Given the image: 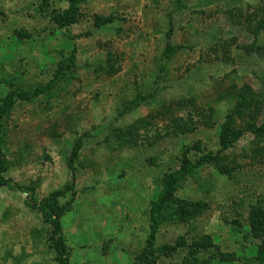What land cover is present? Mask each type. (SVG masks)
I'll list each match as a JSON object with an SVG mask.
<instances>
[{
	"label": "rangeland",
	"instance_id": "obj_1",
	"mask_svg": "<svg viewBox=\"0 0 264 264\" xmlns=\"http://www.w3.org/2000/svg\"><path fill=\"white\" fill-rule=\"evenodd\" d=\"M39 1L0 0V96L44 84L62 52L74 49L75 64L49 95L16 100L4 119L5 175L46 196L70 180L66 158L82 135L75 194L60 218L68 260L139 264L148 203L184 146L191 157L196 142L214 152L219 123L248 91L261 102L235 116L234 128L264 121V0H86L67 30L37 12ZM94 15L113 19L96 27ZM168 21L178 48L165 59ZM218 162L227 174L206 163L181 181L175 196L201 207L159 227L155 247L174 251L155 264H188L177 238L200 235L213 245L198 254L205 264L251 261L257 240L248 212L264 201V133L244 130ZM26 200L24 190L0 187V264H56L48 227Z\"/></svg>",
	"mask_w": 264,
	"mask_h": 264
},
{
	"label": "trees",
	"instance_id": "obj_2",
	"mask_svg": "<svg viewBox=\"0 0 264 264\" xmlns=\"http://www.w3.org/2000/svg\"><path fill=\"white\" fill-rule=\"evenodd\" d=\"M55 1H63L65 6L53 7L51 4ZM86 0H40L36 5L37 12L47 18L54 24L57 29H65L74 24L80 16V6ZM113 18L110 15H94L93 25L98 27L102 24L111 22ZM172 25L168 21V27L164 33L165 44L161 52L163 58H170L176 51L177 46L170 42V33ZM18 37H22L17 33ZM72 39V36L66 35ZM23 38V37H22ZM74 49L62 52L56 63L52 76L44 83H37L28 89L15 86L0 96V187H14L24 190L27 193L26 205L38 212L42 222L47 225V242L48 248L53 251V258L56 264H70L68 260V250L65 245L64 236L61 230L60 218L68 210L70 201L75 194L74 176L76 168L74 161L76 160L82 145V135L73 138L69 154L66 158V167L70 171L71 178L62 186L50 191L46 196L38 199L34 194L32 186H22L12 183L11 179L5 175L9 162L2 150V142L5 134L4 119L9 115L16 100L29 101L39 94L49 95L52 87L62 76L74 69ZM108 72L112 70V66H108ZM4 79H0V83H5ZM264 84V80L262 81ZM7 83V82H6ZM248 91V87H243ZM247 96L236 102L230 112L226 113L223 120L219 123L217 133V149L212 151H203L199 146V142L193 145L198 152L194 157L188 156L191 146H184L180 155L177 157L176 167L164 171L158 182L159 189L154 199L149 201L148 208V232L145 238V244L142 251L138 254L137 261L139 264H155L156 258L160 253L168 254L174 251V247L162 245L155 247L156 232L162 224L182 223L189 220L195 215L201 207L199 204L191 200L180 199L175 196V191L179 188L181 181L191 174L194 170L206 163H212L222 174L228 173V168L219 164L218 159L220 153L231 146L244 132L249 130L256 136L264 133V121L259 125L247 124L244 128H234V117L240 115L244 109L249 108L255 102L259 103L260 96L258 93L247 92ZM69 194V200L60 203V198ZM248 226L254 239L257 240L255 254L248 264H264V201L256 203L248 212ZM186 244V245H185ZM185 245L186 259L188 264H205V260L201 259L198 254H202L208 247H211L210 238L207 235H200L197 239L192 238L185 241L183 238H177L176 247ZM213 246V245H212ZM227 258V257H226Z\"/></svg>",
	"mask_w": 264,
	"mask_h": 264
}]
</instances>
